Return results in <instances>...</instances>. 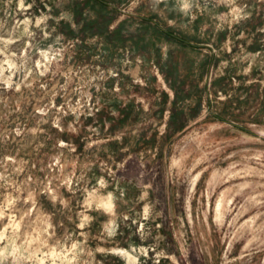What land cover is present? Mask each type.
Listing matches in <instances>:
<instances>
[{"label": "rangeland", "instance_id": "1", "mask_svg": "<svg viewBox=\"0 0 264 264\" xmlns=\"http://www.w3.org/2000/svg\"><path fill=\"white\" fill-rule=\"evenodd\" d=\"M107 1L0 0V264H264V0Z\"/></svg>", "mask_w": 264, "mask_h": 264}, {"label": "trees", "instance_id": "2", "mask_svg": "<svg viewBox=\"0 0 264 264\" xmlns=\"http://www.w3.org/2000/svg\"><path fill=\"white\" fill-rule=\"evenodd\" d=\"M93 2L95 4H100V6H106L108 4L107 0H93ZM170 30L171 29H167L166 30L167 32H165V35L167 37H170L176 40L179 44L183 46H188L190 49L195 48L194 44H192L189 39H187L186 37H183L182 35L181 36L174 35V33ZM160 31L162 30L160 29ZM208 61H210V57L207 55L205 59L202 60V63L199 66L201 71L197 75L198 76L197 78L190 76V75H194L193 71L195 68L192 69L189 66H186L185 68L181 70H173V71H167V72L166 71L164 72L163 68L160 67L163 77L165 78L169 88L173 91V98L171 99V110H170L171 119L168 125L170 130H169L168 136H171L172 134L178 132V130L183 129L187 120L197 115L201 107V96H198L197 101L192 107H189L188 105L184 104V101L189 100L191 98V92H190L191 87L193 86L197 87L196 83L202 76H204L203 70ZM189 76H190L189 82L191 83V85L188 89H186V86L184 85L186 84V80L187 78H189ZM162 93L164 95L163 96L164 102H166L168 98L167 93H165L164 91ZM162 111L163 109H161V112ZM223 115L225 114L217 113V116L224 119L225 116Z\"/></svg>", "mask_w": 264, "mask_h": 264}]
</instances>
